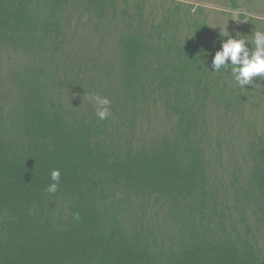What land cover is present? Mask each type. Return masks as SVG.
Returning <instances> with one entry per match:
<instances>
[{"label": "trees", "instance_id": "16d2710c", "mask_svg": "<svg viewBox=\"0 0 264 264\" xmlns=\"http://www.w3.org/2000/svg\"><path fill=\"white\" fill-rule=\"evenodd\" d=\"M226 36L173 0H0V264H264V129L212 72Z\"/></svg>", "mask_w": 264, "mask_h": 264}, {"label": "clouds", "instance_id": "9594fccd", "mask_svg": "<svg viewBox=\"0 0 264 264\" xmlns=\"http://www.w3.org/2000/svg\"><path fill=\"white\" fill-rule=\"evenodd\" d=\"M264 2V0H262ZM233 37L227 32V39L220 41V48L212 56V72H219L222 68L231 66V74L237 85L245 89V85L261 86L264 88V30H255L251 42L241 35ZM222 36L225 37L221 33ZM254 43L255 47L249 48L248 44ZM254 78H259L254 80ZM97 105V116L100 120L106 119L110 114L111 101L106 96L92 97ZM61 173L59 169L51 171V181L47 186L49 193L58 190Z\"/></svg>", "mask_w": 264, "mask_h": 264}, {"label": "rangeland", "instance_id": "374dc122", "mask_svg": "<svg viewBox=\"0 0 264 264\" xmlns=\"http://www.w3.org/2000/svg\"><path fill=\"white\" fill-rule=\"evenodd\" d=\"M158 3L161 0H155ZM170 1V0H167ZM191 6H199L212 28H218L232 35L243 36L250 42L252 33L259 29L264 30V2L262 0H173ZM247 27V32L243 28ZM252 103H256V118L264 129V88L248 89ZM261 98V99H258Z\"/></svg>", "mask_w": 264, "mask_h": 264}]
</instances>
